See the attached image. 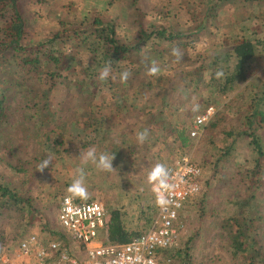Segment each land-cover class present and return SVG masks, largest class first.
Segmentation results:
<instances>
[{
	"label": "rangeland",
	"instance_id": "rangeland-1",
	"mask_svg": "<svg viewBox=\"0 0 264 264\" xmlns=\"http://www.w3.org/2000/svg\"><path fill=\"white\" fill-rule=\"evenodd\" d=\"M21 7L25 12L27 35H30L28 41L48 37L51 28L55 32L65 28L85 29L96 20L112 23L115 37L125 45L138 39L140 26L145 31L162 29L179 36L173 40L150 37L132 56L131 62L117 63L106 81L98 79L99 70L92 81L82 86L84 75L81 69L88 67L94 57L86 45L69 43L62 48L68 56L70 71L61 72L60 77L48 75L51 72L49 66L42 74L12 67L14 75L11 73L8 78H17L24 86L29 85L27 92L33 91L34 95L25 102L24 108L27 107L28 112L23 116L40 118L41 115L47 119L43 126L39 125L37 140L26 141L24 157L27 161L28 158L35 159L33 148L40 153L28 166V171L36 168L35 181L32 186H27L35 196V207L46 210L58 204L61 196L69 195L66 189L81 166L85 168L89 200L99 201L104 208L107 201L110 209L122 205L129 210L133 206L128 205L129 201L138 205L133 198L140 195L139 203L145 199L146 204L152 206L153 191L147 181L148 173L157 163L169 165L186 155L209 174L205 178L209 183L205 203L194 200L185 208L181 218V241L196 235V244L190 250V264L240 263L230 256L224 245L232 232L230 228L218 224L216 230L223 234L221 238L217 233L213 240L204 237L211 225H215V220L230 217L239 207L248 208L255 215L254 228L264 236V191H251L247 179L256 156L246 136L237 138V132L243 128L240 117L245 101L264 86V1L22 0ZM7 21V15L0 16V38ZM231 36L246 37L263 45L260 43V52L248 63L244 80L228 92H214L211 67L198 70L204 63L208 67L214 56H224L223 41ZM173 49L177 50L175 54ZM142 62L146 68L140 65ZM153 62L159 71L148 75ZM181 71H184L183 79L177 76ZM123 72L129 73L126 81L121 80ZM66 77L68 87L64 83ZM175 86L177 89L174 90ZM165 92L169 93L168 96ZM205 97L208 102L203 106ZM197 105L206 108L197 112ZM208 108H212L211 117L202 132L191 138L194 117ZM90 113L97 121H100L101 113L110 115L101 124L103 135L82 130L81 125ZM143 129L148 130V138L141 144L137 142L136 134ZM172 129H186L185 145L178 146L177 139L170 134ZM256 131L262 143L264 166V128ZM92 136L96 143L89 142ZM92 147L97 154L109 153L112 148L111 154L115 155L112 163L116 169L106 172L98 170L91 162L83 164L77 156ZM128 148L136 149V154L130 155ZM228 149L231 154L225 161L222 155ZM45 157H50L52 164L40 172L38 165ZM212 172H215L213 176ZM261 179L264 182V168ZM51 213L56 214L57 221V208L54 207ZM32 219L25 238L30 234L47 238L53 227L43 228L39 217L33 216ZM136 225V221L132 222L133 227ZM8 250L1 249L0 252Z\"/></svg>",
	"mask_w": 264,
	"mask_h": 264
},
{
	"label": "trees",
	"instance_id": "trees-1",
	"mask_svg": "<svg viewBox=\"0 0 264 264\" xmlns=\"http://www.w3.org/2000/svg\"><path fill=\"white\" fill-rule=\"evenodd\" d=\"M21 1L0 0V16H8V21L3 27L2 37L0 38V250L11 249L12 246L26 239L25 234L28 233L27 229L31 227L32 218L35 216L39 217L40 221L43 222V228L53 227V229H50L47 238H53L62 247H67L73 253L75 247L71 244L67 234L60 228L55 218L56 214H50L54 207L57 208L58 214L61 198L64 195L60 197L58 204H55L54 207H47V209L45 208L46 210L42 211L35 207V196L27 187L32 186L36 176V168L28 171V166L35 162L36 156H39L40 153L36 151V147L33 148L35 159L28 158L27 161L24 157L27 150L26 141L34 142L37 140V133L41 129L40 126H43L47 119L41 118L43 117L41 115L40 118L38 116L35 117V115H31L30 118L23 116L24 112L25 114L28 112V108H24L25 102L27 99L34 98V95L33 91L27 92L29 85L24 86L17 78L10 79L12 67L42 74L45 72L46 66H49L51 72L48 75L60 77L61 72L70 71L68 70V56L65 55L62 48L69 43L80 44L81 46L86 45L87 49L94 54V57L88 67L81 69V73L84 75V79L80 83L82 86L92 81L95 73L102 70L106 64L110 63L112 70L117 63L131 62L132 56L140 51L144 41L150 37L156 36L165 40H173L179 36L169 34L162 29L145 31L140 26L138 39L131 45H125L119 43L115 37L112 23L104 24L102 21L96 20L85 29L65 28L57 29L55 32L51 28V33L48 37H40L35 38L33 41H28L26 39L30 35H27L26 17L21 7ZM260 43V41H254L246 37L231 36L223 41V46L225 47L223 50L225 52L224 56H214L209 61L210 63L207 62L209 64L208 67L204 63L198 71H204L211 67V81L214 82V92L218 90L224 93L233 90V87L238 82L246 78L248 63L254 59L256 53L260 52L259 47L262 44ZM140 65L146 68L145 62ZM217 72L221 73V75L217 76ZM183 73L184 71H181L177 73V76L183 79ZM12 74L14 75V73ZM189 77L193 78V76ZM167 81L170 80L168 79ZM64 83L68 87L67 77ZM174 84L176 85L177 83L174 82ZM175 89H177L176 86L174 87ZM168 94L165 92L166 96ZM203 100L205 101L203 106H205L208 102L206 101L207 97ZM245 102L244 112L242 117H240L243 128L242 131L237 132V138L246 136L248 144L253 146L256 156L252 172L247 175L249 189L253 192L254 190L264 191V182L261 179V172L264 168L261 160L263 158L262 143L259 135L256 134L258 128H264V86L249 95ZM197 106V112L206 108ZM117 109L122 110V107ZM41 110L39 113H41ZM118 110L116 111L117 113ZM37 112L38 110H36ZM109 116L101 113V119L97 121L93 114H87V118L82 123L81 128L84 132L93 130L94 135L96 133L103 135L104 128L102 129L101 124ZM31 119H33V122H31ZM149 124H152V121ZM211 126L214 127V125ZM170 134L175 136L179 147L185 145L187 141L186 129H179V131L172 129ZM89 142L92 144L96 143L97 140L92 136ZM112 150L111 148L109 153L113 152ZM230 150L228 149L222 155L225 157V161L230 158ZM136 152V149L128 148L130 155H135ZM159 161L161 162V159ZM217 164L219 162L214 165L213 169L218 166ZM165 165L166 167L168 166L167 164ZM200 168L202 172V190L198 196L185 205L184 210L194 200H199L198 202L201 204L206 201L204 199H206L209 183L205 181V178L209 174L203 171L202 167ZM214 174L215 172H212L211 176ZM152 196V206L147 205L145 199L139 203L142 199L139 195L133 198L134 201L138 202V205L134 202L131 203L132 200L129 201L128 205H133L129 210L122 205L117 209H110L109 202L106 201V217L98 241L108 245L125 244L145 233L157 213L154 194ZM73 201L76 203H87L96 200L74 198ZM246 203L249 206V200ZM184 210L181 215H183ZM253 216L255 215H252L248 208L243 210L239 207L230 217L227 216L220 220H215V225H211L212 228H209L204 238L213 240L216 233L218 238H221L223 234L216 230L218 224L222 228H230L232 232L228 234L224 242L230 256L236 258V261L240 262L238 264H264V236L258 233L256 227L254 228ZM134 221L137 223L136 228L132 226ZM213 231L215 233H212ZM195 237L196 235L189 237L185 241L182 240L175 250L164 252L163 255L166 258H170L173 264H190V256H192L190 250L196 244ZM74 252H79V250Z\"/></svg>",
	"mask_w": 264,
	"mask_h": 264
},
{
	"label": "built area",
	"instance_id": "built-area-1",
	"mask_svg": "<svg viewBox=\"0 0 264 264\" xmlns=\"http://www.w3.org/2000/svg\"><path fill=\"white\" fill-rule=\"evenodd\" d=\"M212 108L196 115L190 137H197L211 117ZM167 193L170 203L157 207L156 216L141 236L119 245L98 241L104 226L106 211L99 201L76 203L68 195L61 198L57 221L75 250L70 252L53 238L41 239L30 234L8 251L0 252V264H173L163 253L175 250L182 239L181 212L188 201L202 190L201 168L186 155L170 163ZM178 205V206H177Z\"/></svg>",
	"mask_w": 264,
	"mask_h": 264
},
{
	"label": "clouds",
	"instance_id": "clouds-1",
	"mask_svg": "<svg viewBox=\"0 0 264 264\" xmlns=\"http://www.w3.org/2000/svg\"><path fill=\"white\" fill-rule=\"evenodd\" d=\"M177 52L176 49H173V53ZM111 64H106L103 69L100 71L98 79L100 81H106L110 75ZM159 71L158 67L153 62L152 66L148 69V75H155ZM217 76H220L221 73L217 72ZM129 73L123 72L121 74V80L126 81L128 79ZM148 138V130L143 129L137 132L136 139L138 143L143 144ZM113 154L108 152H101L97 154V151L94 147L89 148L82 156L78 155L77 158L81 159L83 164H88L91 162L95 165L98 170L101 171H114L116 168H113ZM52 164L50 157H45L41 160L38 165V169L42 172L44 169L48 168ZM85 168L83 166L76 169V176L72 180L71 184L67 187L66 191L69 193V199L79 198L82 200L88 199L89 193L88 189L85 186ZM147 181L152 185V191L155 193L156 204L161 207H166L170 200L167 198V193L174 187L170 184V174L169 169L163 163H157L148 173ZM178 206V205H177Z\"/></svg>",
	"mask_w": 264,
	"mask_h": 264
},
{
	"label": "crops",
	"instance_id": "crops-1",
	"mask_svg": "<svg viewBox=\"0 0 264 264\" xmlns=\"http://www.w3.org/2000/svg\"><path fill=\"white\" fill-rule=\"evenodd\" d=\"M188 202H189V201H188ZM188 202H187V203H188ZM187 203H186V204H187ZM184 207H185V206H184ZM183 210H184V209H183ZM180 216H181V218H182V215H180Z\"/></svg>",
	"mask_w": 264,
	"mask_h": 264
}]
</instances>
